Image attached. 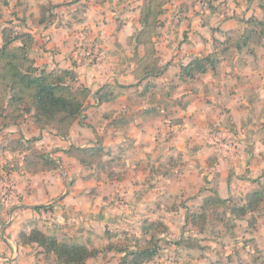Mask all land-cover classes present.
Here are the masks:
<instances>
[{"label":"rangeland","instance_id":"rangeland-1","mask_svg":"<svg viewBox=\"0 0 264 264\" xmlns=\"http://www.w3.org/2000/svg\"><path fill=\"white\" fill-rule=\"evenodd\" d=\"M145 2L146 0H0V35L5 27L18 33L31 34L34 42L24 44L30 47L29 56L34 59L38 69L70 70L76 77V81L70 83L77 89L88 87V83L79 77L81 70L84 79L87 76L91 77V81L99 78L97 80L101 86L98 90L101 89V92L121 96L109 105L114 107L110 109L113 112L103 115L110 111L92 109V103L97 102L92 98V93L97 89L90 88L92 93L90 92L86 101L83 117L76 122L82 125L96 124L104 130L108 121L113 120L122 128L117 130L115 127L109 133L103 131L104 134L99 139L95 137L93 142L96 145L99 141L103 144L102 157H98L91 168L83 165L86 176L93 178V184H84V190L89 194H99L100 199L101 195H105L102 200L107 203L94 213L103 222L86 225L73 220L59 224L54 221L57 218L56 210L50 208L46 209L50 212L42 214L39 220L23 217L25 225L22 231L30 232L38 228L37 223L40 222L46 234L54 235L60 241L97 249L99 255L89 259L87 264H120L124 254L119 248L134 250L151 246L157 248L158 254L152 261L143 264H264V202L254 211L246 207L250 193L257 189L264 191V161L256 164L253 174L249 168L244 171L243 163H225L222 166L216 164L215 153L223 148L220 143L228 140L216 128L221 125L231 127L227 115L214 111L215 123H210L214 132L208 130L205 133H214L215 139L205 136L202 141L215 148V153L211 155L202 152L193 167L189 163H183V151L178 159L171 155L170 149L175 146L170 139L176 132L166 126L168 122H164L161 115H155L151 120L153 125L162 121V126L152 135L157 140H165L164 148L158 152L156 147L150 148L153 151L147 158L142 149L145 142H141L139 152H127V149L138 147V144L129 141L131 139L127 137L125 129L132 110L156 105L159 96L173 91L170 84L174 80L158 76L142 79V74L137 76L135 73L145 51L143 45L136 46V37L142 28L140 16ZM257 19L264 21V0H168L159 16L161 27L151 39L159 48L157 53L161 54V61L171 56V51L167 52L165 46L185 44L181 51L188 57L189 52H193L188 46L195 47L198 42L200 45L197 44V48L202 49V55L213 50L209 55L213 56L218 65L225 62V73L232 74L234 70L229 68L232 60L243 64L246 58L253 60L260 53L264 54L263 49L257 46V36H253L247 48H236L237 42L246 36L249 28H253ZM19 42L21 41L14 44H20ZM202 43L208 45V48L203 47ZM182 54L180 52L177 56ZM56 60H59L58 63L52 65ZM150 82L154 84L148 89L150 95L141 98V93ZM186 86L187 84L183 88ZM225 86L231 91V95L237 93V86ZM209 95L215 96L214 99H209L210 104L216 107L222 103L221 94L215 91ZM6 103V97H0V168L9 172L22 168L17 151L21 149V140H27L26 135L30 140L34 138L36 141L41 139L43 129L56 135L57 130L51 125L36 122L32 117L33 113L16 111L11 114ZM22 109L23 107L19 108ZM115 116L116 119H113ZM222 117L225 119L221 120ZM87 132L94 134L90 129ZM117 138L121 142L118 148L110 143ZM196 140L198 142V139L194 141ZM51 143L44 142L40 147L35 144L31 146L32 150L48 154L49 158L54 157L56 166L48 169L60 172L59 167L63 164L58 161L61 157L56 153L57 145L53 139ZM195 146L193 150L197 152L199 147ZM73 153L76 154L74 151ZM195 158L197 157H193ZM151 166L153 176L147 174ZM173 167L178 169L174 179L158 184L161 181L158 176L168 175L171 173L168 170L171 171ZM108 171L114 173L110 179ZM72 178L74 177L69 179L71 184ZM108 179L116 182L115 187L120 192L112 190ZM132 186L142 188L138 190L145 192V206L139 210L129 207L131 199L127 189ZM153 187H163L166 190L165 197H158L156 193L152 196L147 194L149 188ZM6 189L9 201L13 189L11 185ZM217 197L224 199V202H205L207 198ZM13 206L14 203L10 201L6 208V220H9V210ZM188 214L191 217L187 220ZM156 221L161 225L150 228V223ZM21 253L20 257L13 259L14 264H58L52 254H46L37 244L24 246ZM4 263L10 261L5 260Z\"/></svg>","mask_w":264,"mask_h":264},{"label":"crops","instance_id":"crops-1","mask_svg":"<svg viewBox=\"0 0 264 264\" xmlns=\"http://www.w3.org/2000/svg\"><path fill=\"white\" fill-rule=\"evenodd\" d=\"M249 43L242 48H247ZM197 44L200 45L197 42L195 47L194 45L188 46L193 50V52H189L188 57L185 52L181 51L183 49L182 47H185V44L165 46L167 52L171 51V56L165 61H161L160 59L162 73L158 78L174 80L170 84L173 91L166 93L162 97L159 96L160 98H158L159 100L156 105L132 110V114H130L131 118L126 123L125 129L128 132L127 137L131 139L129 141L135 145L138 144V147H134L132 150L127 149V152H139L141 149L139 143L141 142H145V147L142 149H144V154L147 158L151 155L152 149L155 147L157 152L164 148L165 140H157L152 135L160 125L162 126V121L157 125H153L154 122L151 120L155 115H161L164 118L163 121L168 122L166 126L176 132L170 139L171 144L175 146L174 149H170L171 155H174L175 159H178V155L180 156L181 151H183L185 157L183 163H189L193 167V163L198 162L202 152L211 155L215 153L213 152L215 148H211L202 141V137L207 136L211 140L215 139L214 133L209 135L205 132L213 130V126L210 125V123H215L213 113L214 111H219L228 116L227 119L230 120L231 127L221 125L216 128L220 129L221 133L228 137L226 142L220 143V146L223 148L218 149L215 153V157H217L216 164L222 166L225 163H232L233 165L243 163L245 164L244 171H247L246 169L249 168L252 172L251 174H253L256 164L264 161V54L260 53L253 60H247L246 58L243 64L232 60L229 65V68L234 70L232 74L230 72L228 74L225 73L226 64L222 62L221 65L217 63L215 68L209 67L205 73H198L194 78L182 76L181 71L183 66L188 65L193 58L207 56L213 51L210 50L206 52V55H202L200 53L202 49L197 48ZM201 45L208 48V45H204L203 43ZM257 46L261 47L264 51L263 42L258 43ZM156 49L158 51L159 48L156 46ZM180 52L183 54L177 56ZM190 55L191 58L189 57ZM58 61H53L51 64L55 66ZM250 61L253 63H250ZM74 67L76 71L79 70L75 65ZM80 71L79 77L83 82L88 83L87 86L91 89L96 87L97 90L92 93V98L97 100L98 89L101 86L97 80L99 78L96 77L91 81V77L89 78L87 76L84 79ZM121 74L123 75V73ZM123 76L128 78L125 74ZM116 78L118 77L116 76ZM119 83L122 82L119 81ZM186 84L187 86L183 88ZM225 84H232L234 88L237 86V93L231 95V91L226 88ZM215 91L219 95L221 94L220 98L223 99L222 103L220 102L216 107L209 103V99L215 98V96L209 94L215 93ZM147 92V90L143 91L141 98H146L150 95ZM117 98L113 101L103 103L97 100L96 103H92V109L110 111L103 115L111 114L113 110L110 109L114 107L109 105L113 104ZM106 106L109 107L106 108ZM171 106L173 107L168 109ZM168 114H170V117H167ZM113 119H116V116ZM172 119L173 122H171ZM222 119L225 118L222 117ZM113 128L117 130L122 129L113 120L108 121V124L105 126L106 130H103L101 126L96 124L82 125L75 123L66 138L52 134L47 129L42 130L41 139L35 141L32 138L33 142L31 144L38 145V147L44 144V142L46 144L51 143L52 139L55 141L57 145L55 148L56 153L61 157L58 162L63 164L59 167L60 172L54 169H44L37 172L30 171L25 163V158L30 154V150H26L22 146L17 151V155L20 158L19 164L22 168L9 172L0 168V264H14L15 261L13 259L20 257L19 254H22L21 249L24 245L19 244L17 239L19 232L22 231L25 225L23 224L25 223L23 217L39 220L42 214H48L50 212V210L45 209L36 210V206L52 205L51 208H54L57 214V218L54 221L59 224L73 220L77 222L81 221L86 225L87 223L94 225L95 222H103L94 213L101 205L107 203L103 201L105 195H101L102 200L99 198V194H89L84 190V187H86L84 184L92 185L93 178L87 177L85 167L76 157L69 155L65 150H68L73 145L80 147L94 146L96 145L93 142L95 137L99 139L104 132L108 131L109 133ZM88 129L93 130L94 134H88ZM116 133L119 132L117 131ZM22 134H25V132H22ZM26 139L30 138L26 135ZM195 139H198V142L197 140L194 141ZM110 143L114 147L117 146V148L121 144L118 138L112 139ZM154 144L156 145L154 146ZM98 145L103 146L101 141H99ZM195 145L199 147L197 152L193 150L196 147ZM237 145L238 148H236ZM150 148L152 149L150 150ZM13 153L15 154L16 152ZM47 157L49 158L48 154ZM193 157L197 158L193 159ZM51 159L56 160L54 157ZM197 167L196 165L195 168ZM151 169H153L152 166L147 174L153 176L154 172ZM177 171L178 169L173 167L171 171L168 170V172H171L168 175H159L158 179L161 181L159 182L157 180V183L163 184L166 181H172L175 175H177ZM222 171L223 173L225 172L224 169ZM71 176L74 177L72 178V184L69 182ZM109 181L108 185L111 188L113 187L112 190L120 192V189L115 187L116 182ZM10 185L13 189V195L9 196L10 199L8 201L5 190L7 191L6 188ZM162 188H149L147 194L152 196L156 193L158 197H165L166 190ZM138 189L142 190V188H137L136 186L127 189L128 196L131 199V205L129 207L136 210L145 206L146 200L145 192H140ZM57 200L60 201L57 202ZM10 201L14 203V206L9 210V220H6V208ZM58 204L59 206H57ZM18 215H20V219L17 217ZM37 225L40 230L45 232V228L42 227L43 225L40 222ZM5 260H9L10 263H4Z\"/></svg>","mask_w":264,"mask_h":264},{"label":"trees","instance_id":"trees-1","mask_svg":"<svg viewBox=\"0 0 264 264\" xmlns=\"http://www.w3.org/2000/svg\"><path fill=\"white\" fill-rule=\"evenodd\" d=\"M167 1L146 0L140 16L142 28L137 34L136 46L143 45L145 51L138 62L135 73L137 76L142 74V79L157 77L162 73L160 56L151 36L161 27L159 16L162 14ZM253 36L258 37V43H264L263 20L257 19L253 23V28H249L246 36L237 42L236 48L242 49L251 41ZM18 40L21 41L20 44H14ZM26 42L31 44L34 42L33 36L29 33H18L10 27H5L1 32L0 97H6V105L11 109V114L16 111L33 113L32 117L36 122L51 125L57 130V135L66 138L72 125L81 121L91 90L86 86L80 89L72 87L70 81L75 82L76 77L70 70L38 69L34 59L29 56L30 47L24 44ZM216 64L213 56L195 57L188 65L182 67L181 75L194 78L198 73L207 72L209 67L215 68ZM146 86L144 91H148L150 86L152 88L154 84L150 82ZM116 98L115 95L101 92V89L97 94V100L100 103L113 101ZM20 107H23L24 110H19ZM32 142V139L21 140L20 142L22 148L30 150V154L25 158L27 168L37 172L55 167L56 161L48 158L47 154L32 150ZM65 152L78 158L85 167L91 168L96 163L97 158L102 157L103 146L80 147L73 145ZM110 176H114L112 171H108L109 179ZM249 195L246 207L251 211L259 209L264 202V191L257 189ZM214 200L216 203L224 202V199L219 197L207 198L205 202L209 204ZM51 207L50 205H43L36 206L35 209L46 210ZM189 217H191L190 214H188L187 220ZM192 217L195 215L192 214ZM160 225V222L156 221L151 222L149 227L153 228ZM17 240L19 244L24 246L37 244L44 249L46 254H52L58 264H87L89 259L97 257L100 253L97 249H91L87 245L60 241L56 236L48 235L38 228L30 230V232H19ZM120 250L124 254L120 264H143L152 261L158 254V250L154 246L134 250L119 248Z\"/></svg>","mask_w":264,"mask_h":264}]
</instances>
